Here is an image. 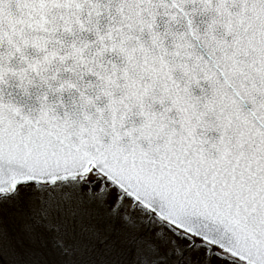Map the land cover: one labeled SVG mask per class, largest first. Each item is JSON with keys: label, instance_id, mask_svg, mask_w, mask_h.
<instances>
[{"label": "snow or ice", "instance_id": "snow-or-ice-1", "mask_svg": "<svg viewBox=\"0 0 264 264\" xmlns=\"http://www.w3.org/2000/svg\"><path fill=\"white\" fill-rule=\"evenodd\" d=\"M0 264H264V0H0Z\"/></svg>", "mask_w": 264, "mask_h": 264}]
</instances>
